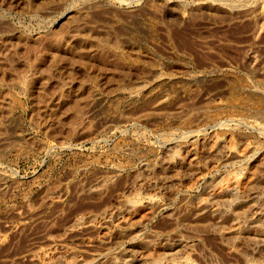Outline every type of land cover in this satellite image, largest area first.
Listing matches in <instances>:
<instances>
[{
  "label": "rangeland",
  "instance_id": "374dc122",
  "mask_svg": "<svg viewBox=\"0 0 264 264\" xmlns=\"http://www.w3.org/2000/svg\"><path fill=\"white\" fill-rule=\"evenodd\" d=\"M263 162L264 0H0V264H264Z\"/></svg>",
  "mask_w": 264,
  "mask_h": 264
},
{
  "label": "bare ground",
  "instance_id": "6f19581e",
  "mask_svg": "<svg viewBox=\"0 0 264 264\" xmlns=\"http://www.w3.org/2000/svg\"><path fill=\"white\" fill-rule=\"evenodd\" d=\"M17 2H19V0H16ZM22 1V0H21ZM221 2L222 0H215V2ZM248 2V1H247ZM227 3V2H226ZM35 8V7H34ZM18 9V8H17ZM40 12V11H39ZM2 18V17H1ZM134 18V17H133ZM138 20V19H137ZM136 22V21H134ZM139 24V23H138ZM142 28V27H141ZM138 29V28H137ZM149 31V30H147ZM143 34V33H142ZM145 35V34H144ZM152 35V34H151ZM149 35V36H151ZM88 38V37H87ZM113 38V37H112ZM140 39V38H139ZM86 40V39H85ZM101 41V40H100ZM73 44V43H72ZM100 47V46H99ZM115 47V46H114ZM117 47V45H116ZM123 47V46H122ZM60 58V57H59ZM125 59V58H124ZM82 60V59H81ZM109 60V59H108ZM119 60V59H118ZM112 62V61H111ZM60 63V62H58ZM90 63V62H89ZM89 66V65H88ZM108 69V68H107ZM119 71V70H118ZM123 71V70H122ZM41 72V70H40ZM121 73V72H120ZM128 73V72H127ZM132 75V74H131ZM89 76V75H88ZM57 78V77H56ZM93 78V77H92ZM20 79V78H19ZM48 79V78H47ZM21 81V80H19ZM26 81V80H25ZM42 81V80H41ZM47 82V81H46ZM243 82V81H242ZM246 83V82H245ZM237 84V83H236ZM241 84V83H240ZM17 85V84H16ZM239 85V84H238ZM28 87V86H27ZM244 90V89H243ZM95 91V90H94ZM253 95V94H252ZM19 97V96H18ZM43 98V97H42ZM14 99V98H13ZM240 99V98H239ZM257 99V98H256ZM247 101V100H246ZM257 101V100H256ZM20 102V101H19ZM244 102V101H242ZM239 103V102H237ZM236 103V104H237ZM114 104V103H113ZM217 106V105H216ZM251 106V104H250ZM212 107V106H211ZM215 107V106H214ZM222 107L221 105L218 106V108ZM247 107V106H246ZM253 107V106H251ZM250 107V108H251ZM216 108V107H215ZM248 109V107H247ZM254 110V108H252ZM251 109V110H252ZM216 110V109H215ZM208 111V110H207ZM219 111V110H218ZM201 114V113H200ZM203 114V113H202ZM206 115V114H205ZM204 115V116H205ZM206 117V116H205ZM204 117V118H205ZM235 117V116H234ZM253 117V116H252ZM210 118V117H209ZM217 118V117H216ZM206 119V118H205ZM203 119V120H205ZM211 120H214V118H211ZM210 120V121H211ZM66 123V122H65ZM206 123V122H205ZM54 126V125H53ZM192 129V127L190 128ZM166 130V129H165ZM72 133V132H71ZM202 138V137H201ZM200 147H204L206 148L207 152L209 154H214L215 152H220L222 154V160H224L226 162V160H229L231 158H235V157H240V156H244L246 154L249 155V153H255L257 150L256 148L253 149V148H250V147H244L240 150V152H236L235 151V143L233 141V138L230 134L228 133H225L223 134L222 136L220 135H216V134H212L210 135L209 137L207 138H202L200 140H198L197 142H189V143H186L182 146L183 148V155H181V157L183 156V159L184 160H190L193 162V160L196 159V153L198 151V149ZM120 149V148H119ZM203 149V148H202ZM149 150V149H148ZM150 151V150H149ZM154 152V151H153ZM201 153V152H200ZM199 155H202L200 154ZM205 153V152H204ZM182 154V153H181ZM205 155V154H204ZM216 155V154H215ZM218 155V154H217ZM203 156V155H202ZM208 156V155H207ZM250 156V155H249ZM216 158V157H215ZM220 158V157H219ZM242 158V157H240ZM261 158H262V155H261ZM260 158V160H261ZM181 159V158H180ZM200 159V158H198ZM197 159V160H198ZM206 159V158H205ZM236 159V158H235ZM238 159V158H237ZM181 161V160H180ZM221 161V160H220ZM183 162V161H182ZM197 162V161H196ZM215 162V161H214ZM223 162V161H222ZM235 162V161H234ZM194 163V162H193ZM209 163V162H208ZM256 163V162H255ZM264 163V162H263ZM189 164V163H188ZM196 164V163H195ZM258 164V163H257ZM260 164V162H259ZM258 164V165H259ZM210 165V164H209ZM261 165V164H260ZM259 165V166H260ZM179 166V165H178ZM253 167V166H252ZM211 169V168H210ZM259 170V169H258ZM198 171V170H197ZM256 170H254V168L252 169V173L253 174ZM209 172V171H208ZM206 173V172H205ZM202 174V173H201ZM203 175V174H202ZM250 176V175H249ZM255 177V176H254ZM180 182V181H179ZM140 183V182H139ZM178 183V182H177ZM247 184V183H246ZM144 185V184H143ZM140 186V185H139ZM188 186V185H187ZM218 186V187H217ZM215 187H217V189L215 190V193L216 195H232V194H235L236 192H238L241 187H242V182L237 179V178H228L226 179L224 182H222V184L220 183L219 185H217ZM252 186V185H251ZM250 186V187H251ZM213 187V186H212ZM243 189V188H242ZM245 190V189H243ZM242 192V191H241ZM249 193V192H248ZM237 194V193H236ZM212 195V193H211ZM215 196V195H214ZM213 196V197H214ZM233 196V195H232ZM221 197V196H220ZM218 197V198H220ZM217 198V197H215ZM124 200V199H123ZM125 201V200H124ZM232 201V200H231ZM127 202V201H125ZM220 203V201H219ZM206 207V206H205ZM140 210V209H139ZM223 211V210H222ZM260 211V209H259ZM105 214V213H104ZM126 214V213H125ZM124 214V216H125ZM106 215L107 216H110L111 218V215H112V212L110 211H107L106 212ZM123 215V214H122ZM117 216V215H116ZM105 217V215H104ZM123 217V216H122ZM139 217V216H138ZM136 215H128L125 216L122 220V224L120 226H124V227H128V226H131L134 225V224H137L138 222H140V218H138ZM141 217V216H140ZM114 218V217H113ZM117 218V217H116ZM113 219V220H118V219ZM262 218V217H261ZM264 218V217H263ZM109 219V218H108ZM142 219V218H141ZM257 218H255L256 220ZM143 222V221H141ZM263 222V221H262ZM115 224V223H114ZM139 224V223H138ZM135 226V225H134ZM118 227V226H117ZM229 227V226H228ZM263 227V226H262ZM121 228V227H120ZM113 229V228H112ZM125 229V228H124ZM132 229V228H131ZM107 231V230H106ZM121 231V230H120ZM230 233H235L237 231H239V226L238 224H234V225H231L230 228H228V230ZM261 231V230H260ZM263 231V230H262ZM105 233V232H104ZM223 234V233H222ZM240 234V233H239ZM235 235V234H234ZM262 237L264 238V232H262ZM237 236V235H236ZM239 238V237H238ZM256 241V240H255ZM259 241V240H258ZM264 240H260V242ZM1 242V240H0ZM177 243V242H176ZM170 248V247H169ZM181 248V247H180ZM183 249V248H182ZM154 250V249H153ZM172 250V248H171ZM170 250V251H171ZM181 250V249H180ZM185 250V249H183ZM72 251V250H71ZM71 251L68 250V249H65V250H60L58 251L57 247L54 245V246H51L47 249H40L38 251H36L34 254H33V257L36 259V261H38L40 264H73V261H72V254H71ZM157 251V249H156ZM169 251V252H170ZM177 251H179L177 249ZM182 251V250H181ZM188 251V250H187ZM145 252V251H144ZM174 252V251H172ZM142 253V252H141ZM140 255V254H139ZM176 255V254H175ZM184 255V254H183ZM137 257V255H135ZM158 256V255H156ZM161 257V256H160ZM160 257H155L153 255H151L150 253H143L139 260H140V263L142 264H182V262H174V261H167L165 263L162 262L161 258ZM165 260L167 259L166 256L164 257ZM170 258V257H169ZM137 259V258H136ZM76 261V260H75ZM132 261V260H131ZM183 261V260H182ZM137 262V261H136Z\"/></svg>",
  "mask_w": 264,
  "mask_h": 264
}]
</instances>
